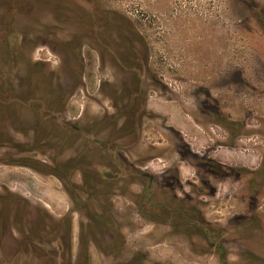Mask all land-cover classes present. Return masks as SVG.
Returning a JSON list of instances; mask_svg holds the SVG:
<instances>
[{"label": "rangeland", "instance_id": "rangeland-1", "mask_svg": "<svg viewBox=\"0 0 264 264\" xmlns=\"http://www.w3.org/2000/svg\"><path fill=\"white\" fill-rule=\"evenodd\" d=\"M25 228L57 264H264V0H0V264Z\"/></svg>", "mask_w": 264, "mask_h": 264}, {"label": "trees", "instance_id": "trees-1", "mask_svg": "<svg viewBox=\"0 0 264 264\" xmlns=\"http://www.w3.org/2000/svg\"><path fill=\"white\" fill-rule=\"evenodd\" d=\"M7 11L10 13L11 16H14L18 12L24 14V13H26L27 10H25L24 6L21 5V2H20V3H17V4L16 3H13L9 8H7ZM13 101H14V99H13ZM33 101L35 103H40L39 100H33ZM45 120H46V122L56 121L60 126L63 127L62 130H67L69 134L71 132H73V131L74 132H77L78 135L83 136V137H86L88 140L89 139H92L91 137L93 136V133H92L93 131H96V130H98V128H101L102 127V126H100V125H102V123L100 122V123H97L96 125H94L93 127H91L89 130H85V129L78 128L77 126L72 125V124H69V123L64 124L63 121L60 122L59 120L55 119V116H52V115L47 116L45 118ZM46 125L43 126L42 123L38 122L37 136H38V134H43L44 133V130H45ZM92 140H93V146L95 145L99 149H101L103 151H108L109 152V155L111 156V161H110L111 164L114 165V169L115 168L118 169L117 171L111 172L110 170H108V169L105 168L106 171L104 172L103 177H105L106 179H111V180H115V179H126L127 178V175L126 174L124 175L122 173L123 172H126L127 170H123L120 167L119 162H117L116 161V158L113 156L115 153L113 151L111 152L109 150V148L107 147V144L106 143L100 142L96 138H94ZM77 161H78L77 159H74L71 162V164L68 165V169L64 165L59 164L58 165V172H56V175L59 176V177H61V178L70 180L71 179V174H70L71 166L74 167L75 170L78 169V167H79V164L78 163L76 164ZM208 165H210V166H208V170L210 172H212V173L216 172L213 169V167L211 166V165H213L214 167H216V164L214 162H211L210 164L208 163ZM128 173H129L128 174V177L139 178V179H142L144 182H149V184L151 182H153V180H155V178L152 175H150L148 173H145V172H140V171H138L136 169L130 168V171ZM144 195L147 198H149L150 201H151V196H150V193L148 191V188L144 191ZM27 221H28V218L26 217V222ZM191 224H198V223H191ZM204 227L205 226H203V228ZM45 230H48V229L45 228ZM204 230L206 232V237H207L208 241L210 242L211 241V237L209 235V230L207 228H204ZM20 233L24 236V240L26 241V245L28 247V250H27L28 252L26 253L27 254L26 256L29 259H32L35 264H43V262L48 263V264H57L58 263L57 262V257H56L55 254H52V253L47 252L46 255H40L37 252V248L40 245L39 243L40 242H43L44 238L47 236V235L44 234V232L42 230L39 231V232H33L32 230L29 231V230H27V228H25ZM36 238L38 239V241H35ZM40 246H42V244ZM57 247H58V250H60L61 244L59 243V245ZM221 251H222V254H221V261H222V263L223 264H228L227 261H226L227 252L225 250H222V249H221ZM42 252H44V251H42Z\"/></svg>", "mask_w": 264, "mask_h": 264}, {"label": "flooded vegetation", "instance_id": "flooded-vegetation-1", "mask_svg": "<svg viewBox=\"0 0 264 264\" xmlns=\"http://www.w3.org/2000/svg\"><path fill=\"white\" fill-rule=\"evenodd\" d=\"M151 175V174H150ZM153 176V175H152ZM154 178H155V180H153V182H155L156 181V177L155 176H153Z\"/></svg>", "mask_w": 264, "mask_h": 264}]
</instances>
